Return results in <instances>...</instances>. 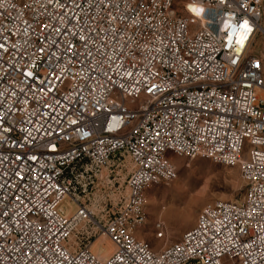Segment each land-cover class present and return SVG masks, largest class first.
Instances as JSON below:
<instances>
[{
  "label": "built area",
  "instance_id": "2783aa9c",
  "mask_svg": "<svg viewBox=\"0 0 264 264\" xmlns=\"http://www.w3.org/2000/svg\"><path fill=\"white\" fill-rule=\"evenodd\" d=\"M258 37L264 0H0V264H264ZM168 152L238 166L244 192L155 251L139 230ZM124 156L127 194L97 220L86 193Z\"/></svg>",
  "mask_w": 264,
  "mask_h": 264
},
{
  "label": "rangeland",
  "instance_id": "374dc122",
  "mask_svg": "<svg viewBox=\"0 0 264 264\" xmlns=\"http://www.w3.org/2000/svg\"><path fill=\"white\" fill-rule=\"evenodd\" d=\"M259 48L264 50L260 37L253 50ZM166 157L175 166L177 178L152 185L145 191L147 220L139 230V237L155 251L181 240L183 233L195 226L197 216L205 205L216 200L238 201L244 192L238 166L226 167L203 158L177 157L170 152ZM110 166L101 171V178L88 189L84 198L95 218L101 221L112 216L123 202L131 162L129 157L124 156L119 166L115 161ZM63 209L67 211L69 206L65 203ZM157 222L162 224V239L155 237L157 231L154 225ZM107 242L106 237H98L92 242V249L103 254L107 251Z\"/></svg>",
  "mask_w": 264,
  "mask_h": 264
},
{
  "label": "snow or ice",
  "instance_id": "6c2138e0",
  "mask_svg": "<svg viewBox=\"0 0 264 264\" xmlns=\"http://www.w3.org/2000/svg\"><path fill=\"white\" fill-rule=\"evenodd\" d=\"M193 12H196L197 14H199L200 11H203V9H200L199 11L195 8H192ZM241 29H242V34L239 35L238 39H237V43L240 44L241 46H243L246 42V40L249 38V34L252 32V28L249 26V23L247 20H245L241 25H240Z\"/></svg>",
  "mask_w": 264,
  "mask_h": 264
},
{
  "label": "bare ground",
  "instance_id": "6f19581e",
  "mask_svg": "<svg viewBox=\"0 0 264 264\" xmlns=\"http://www.w3.org/2000/svg\"><path fill=\"white\" fill-rule=\"evenodd\" d=\"M105 245L107 247V251L104 252L103 254H101L102 257H105V256L109 255L113 251V245H112V243L110 241H109V243L108 242L105 243Z\"/></svg>",
  "mask_w": 264,
  "mask_h": 264
}]
</instances>
